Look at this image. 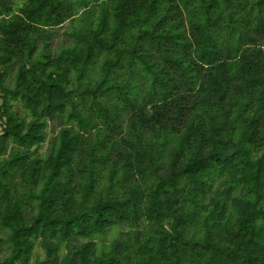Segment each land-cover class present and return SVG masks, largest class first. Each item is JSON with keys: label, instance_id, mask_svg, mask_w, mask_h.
I'll list each match as a JSON object with an SVG mask.
<instances>
[{"label": "trees", "instance_id": "trees-1", "mask_svg": "<svg viewBox=\"0 0 264 264\" xmlns=\"http://www.w3.org/2000/svg\"><path fill=\"white\" fill-rule=\"evenodd\" d=\"M0 264H264V0H0Z\"/></svg>", "mask_w": 264, "mask_h": 264}, {"label": "rangeland", "instance_id": "rangeland-1", "mask_svg": "<svg viewBox=\"0 0 264 264\" xmlns=\"http://www.w3.org/2000/svg\"><path fill=\"white\" fill-rule=\"evenodd\" d=\"M69 24L68 23H65L61 28H58L55 30V33H56V38L54 39L53 41V51H52V54L54 57L55 56V53L58 52V48L59 46H64V47H67L71 44V40L70 38H68L66 35H65V32L67 31H70L69 29ZM67 63L68 61L66 60H61V61H57V65H58V68L62 71V73L69 77V76H72L69 72V68L67 67ZM51 137V134H48V138ZM45 149V146L43 147V150ZM115 235V231L112 230L111 232L108 233V235L106 236V241L110 240L113 236ZM40 253V257L42 258V253L39 251ZM4 255V254H3Z\"/></svg>", "mask_w": 264, "mask_h": 264}]
</instances>
